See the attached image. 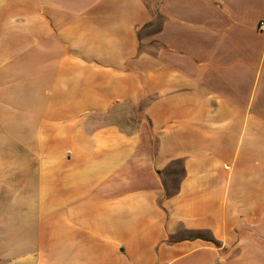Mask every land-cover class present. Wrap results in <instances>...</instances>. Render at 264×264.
<instances>
[{"label": "crops", "instance_id": "obj_1", "mask_svg": "<svg viewBox=\"0 0 264 264\" xmlns=\"http://www.w3.org/2000/svg\"><path fill=\"white\" fill-rule=\"evenodd\" d=\"M262 20L0 0V264H264Z\"/></svg>", "mask_w": 264, "mask_h": 264}, {"label": "built area", "instance_id": "obj_2", "mask_svg": "<svg viewBox=\"0 0 264 264\" xmlns=\"http://www.w3.org/2000/svg\"><path fill=\"white\" fill-rule=\"evenodd\" d=\"M258 30L264 32V20L260 21V23L258 25Z\"/></svg>", "mask_w": 264, "mask_h": 264}, {"label": "rangeland", "instance_id": "obj_3", "mask_svg": "<svg viewBox=\"0 0 264 264\" xmlns=\"http://www.w3.org/2000/svg\"><path fill=\"white\" fill-rule=\"evenodd\" d=\"M179 174V173H178ZM177 177H179L180 176V174L179 175H176Z\"/></svg>", "mask_w": 264, "mask_h": 264}]
</instances>
